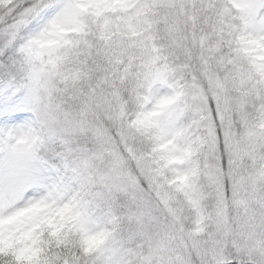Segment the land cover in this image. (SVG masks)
Masks as SVG:
<instances>
[{
	"label": "snow or ice",
	"instance_id": "snow-or-ice-1",
	"mask_svg": "<svg viewBox=\"0 0 264 264\" xmlns=\"http://www.w3.org/2000/svg\"><path fill=\"white\" fill-rule=\"evenodd\" d=\"M0 264H264V0H0Z\"/></svg>",
	"mask_w": 264,
	"mask_h": 264
}]
</instances>
